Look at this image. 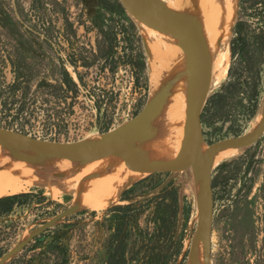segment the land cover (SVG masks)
<instances>
[{
    "label": "rangeland",
    "instance_id": "374dc122",
    "mask_svg": "<svg viewBox=\"0 0 264 264\" xmlns=\"http://www.w3.org/2000/svg\"><path fill=\"white\" fill-rule=\"evenodd\" d=\"M237 2L227 78L209 93L202 113L208 145L253 130L264 96V48L253 58L251 44L234 42L235 26L244 23L262 34L259 40L264 45V5L253 8L249 0ZM44 25H51L47 36ZM34 26L39 29L36 48L40 53L56 61L79 55L89 63L95 61L89 68L81 62L76 68L65 63L81 89L73 112L52 126L47 123V112L42 113L28 124L30 133L26 134L62 143L89 140L118 129L145 107L153 92L151 58L140 28L118 0H0V27L9 29L10 40L15 41L17 28L24 39H36L30 35ZM101 50L109 54L102 55ZM76 73L83 76L84 86ZM7 78L11 80L9 71ZM227 85L232 94L225 101L221 97ZM216 166L211 264H264V135L249 149ZM193 189L185 170L142 176L109 208L77 209L35 238L14 264L56 245L69 249L70 264H190L197 226ZM19 194L29 196L16 200L11 214L0 218V257L44 221L74 205L70 196L53 198L39 186Z\"/></svg>",
    "mask_w": 264,
    "mask_h": 264
},
{
    "label": "water",
    "instance_id": "95a60500",
    "mask_svg": "<svg viewBox=\"0 0 264 264\" xmlns=\"http://www.w3.org/2000/svg\"><path fill=\"white\" fill-rule=\"evenodd\" d=\"M188 1L190 2L183 6V11L177 12L162 0H118L140 28L144 39L146 38L143 26L171 35L184 61V71L179 73V79H173L169 85L159 86L157 90H153L147 104L134 119L118 129L97 136L93 141L89 139L75 143L42 140L17 130L0 127V148L11 159L30 165L37 164L39 167L52 158L82 164L116 155L128 169L139 172L142 176L191 169L199 192L198 194L195 192L197 226L190 246V264H198L200 245L202 264H211L215 208L213 171L217 168L216 156L225 146H235L245 151L264 135V96L257 123L250 133L223 139L210 145L206 143L202 129V113L209 98L211 63L199 27V5L197 0ZM237 6L236 0V8ZM147 53L151 56L149 51ZM184 73L187 78V98L181 146L175 157L154 158L150 146L146 142L142 144L143 140L138 138L139 130L147 118L170 95V91L184 78ZM21 148L28 152H23ZM77 209L79 208L73 205L44 221L1 256L0 264L11 262L35 238L73 215Z\"/></svg>",
    "mask_w": 264,
    "mask_h": 264
},
{
    "label": "bare ground",
    "instance_id": "6f19581e",
    "mask_svg": "<svg viewBox=\"0 0 264 264\" xmlns=\"http://www.w3.org/2000/svg\"><path fill=\"white\" fill-rule=\"evenodd\" d=\"M189 2L176 0L169 5L180 12ZM199 5V27L211 63L209 93H212L227 78L234 0H199ZM143 29L147 48L151 54V83L153 90H157L159 86H167L171 80L179 79V73L184 71V61L171 35L146 26H143ZM186 98L187 78L184 73V78L142 124L138 138L143 140L142 144L146 142L150 146L154 158L177 155L184 131ZM21 149L23 152H28L24 148ZM240 152L242 150L235 146H225L217 153L216 165ZM216 165L215 167H218ZM185 171L194 187V192L198 194L199 188L195 184L192 170ZM140 177L142 175L139 172L128 169L116 155L101 157L82 164L52 158L39 167L37 164L30 165L11 159L0 148V198L39 186L53 198L70 196L71 202L79 209L103 210L117 202L123 190ZM198 264H202L201 245L198 249Z\"/></svg>",
    "mask_w": 264,
    "mask_h": 264
},
{
    "label": "trees",
    "instance_id": "16d2710c",
    "mask_svg": "<svg viewBox=\"0 0 264 264\" xmlns=\"http://www.w3.org/2000/svg\"><path fill=\"white\" fill-rule=\"evenodd\" d=\"M251 1L252 4V0ZM57 3V1H56ZM263 4V0H258L250 5L255 8L258 4ZM60 4V3H57ZM67 26L70 25L66 21ZM249 25L238 23L235 26L234 34L237 38L234 42L243 43V46L251 44L253 58L258 57V52L262 51L264 45L261 43V33H257L254 29L249 31L245 27ZM51 25H44L42 31L44 36L50 34ZM39 29L34 26L30 35L36 39L26 38L17 28L13 33L15 41L8 38L9 29L0 27V123H4L6 128L15 129L23 133H30L27 130L28 124L32 120H38V117L47 112L46 120L48 125L52 126L55 120L62 121L63 115H70L73 112V106L78 101L81 94V89L78 83L73 79L71 74L66 69L65 63H69L76 68L81 62L83 67L89 68L92 63L79 55V57H70V59H56L52 56L40 53L36 48L37 39H39L37 31ZM233 42V55L236 54L235 45ZM101 54H109V51L101 50ZM242 48L241 54L244 55ZM251 53V51H250ZM251 57V58H252ZM246 61V60H245ZM44 70V72H43ZM7 71L11 74V80L7 78ZM46 71V72H45ZM77 74L78 81L83 85V76ZM258 74V72H255ZM84 86V85H83ZM227 85L225 92L222 94L225 101L230 98L231 92H228ZM72 94V95H70ZM214 98H217L214 97ZM68 99L71 101L68 103ZM62 104L65 107H62ZM3 126V124H0ZM216 182L213 181V188ZM29 196L28 194H15L0 198V218L5 217L13 211L16 205V200ZM21 260L19 256L11 261L10 264ZM24 264H70V251L68 248L56 245L50 250L34 255L30 259H24ZM22 263V264H23Z\"/></svg>",
    "mask_w": 264,
    "mask_h": 264
}]
</instances>
